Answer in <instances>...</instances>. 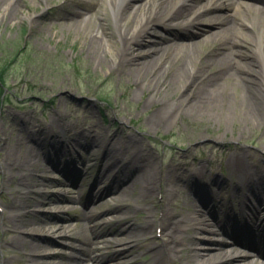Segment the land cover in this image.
Instances as JSON below:
<instances>
[{"label": "rangeland", "instance_id": "obj_1", "mask_svg": "<svg viewBox=\"0 0 264 264\" xmlns=\"http://www.w3.org/2000/svg\"><path fill=\"white\" fill-rule=\"evenodd\" d=\"M20 1V10L9 16L5 14L7 1L0 0V69L6 70L3 75L5 84L0 85V264H31L28 244L22 241L40 242L41 251L49 255L45 257L48 264H121L122 261L113 259L119 251L127 252L126 259L133 264H173L165 258L164 252L155 255L149 252V248H142L147 239L154 240V247L169 243L172 256L179 264H196L195 243L207 238L213 245L203 253L199 252V261L250 264L255 259L264 264V240L254 247L244 241L249 235L246 237L238 232L237 225L226 232L215 225L228 211H231V221L236 217L241 222L244 202L247 198L253 200L248 188L256 184L254 182L260 183L264 194V111L258 107L252 110L239 108L232 88H229L230 102L225 98L221 111L206 110L195 115L186 112L187 103L180 109L176 107L180 115H177L176 108L175 111H164L165 106L175 107L178 99L192 93L194 84L185 85L178 75L171 88L157 96L148 87L153 79L150 65L141 70L132 67L123 72L117 69L116 53L122 47L126 48L130 54L125 58L129 60L143 50L145 41L139 45H136L137 39L130 44L121 43L116 25L101 15V0H96V8H91L89 0H83L85 4L79 7L74 0H68L62 6L60 3L64 0ZM56 5L61 8L41 16L48 7ZM72 10L79 11L78 18L65 19ZM106 10L113 15L110 7ZM239 11L246 13L244 6H240ZM84 19L88 21L81 24L77 21ZM88 23L93 27L88 29ZM161 25H155L156 31L165 35ZM250 30L256 35L255 28ZM96 31L102 44L92 43L89 39ZM242 43L243 51L253 55V43L246 39ZM208 44L211 43L207 41L199 45L197 52L200 53L194 57L195 67L200 66L196 64L197 55L212 51L206 47ZM218 45L219 40H216L212 48ZM177 51L171 49L168 56L182 61V53ZM251 93L255 96L254 89ZM93 120L100 122V126L90 123ZM33 125L42 132L43 141L39 147L35 145L33 135L28 134ZM96 134L102 140L122 146L134 138L140 139L136 150L152 155L161 186L167 182L172 190L166 207L168 213L179 214L178 218L191 216L193 208L187 203L191 201L195 210H202L207 218L203 227L215 232L197 230L192 222H188L183 232L177 235L182 246H174L173 237L176 235L169 229L163 231L161 239L157 226L158 219L163 217L164 195L161 198L160 192H156L154 204L140 198L143 190L140 180L126 194L129 200L126 204L136 211L132 215V228L139 233L138 247L136 250L127 246L108 248L109 242L116 243L123 237L118 232L122 225H118L113 216L101 214L116 198L113 195L100 198L101 189L95 185L109 144L88 153L85 148H79L77 153L71 148L79 137L83 140ZM20 138L24 140V147L18 154L22 169H27V152L30 150L41 152L38 164L49 169L47 177H41L31 168L30 172L37 175L26 181L29 186L26 194L29 207L23 226L26 232L12 229L9 222L3 224L2 219L14 217L15 213L8 212L9 202L16 193H24L18 184L9 183L6 153L3 151L10 139ZM62 142L69 149L65 158L59 161L55 147ZM113 156L109 160L116 158ZM81 159H84L83 166ZM63 161L71 171L68 178L58 169L60 167L61 171ZM81 167L84 173L79 176ZM169 167L176 170L170 177L167 175ZM201 169L208 170L204 177L190 175L196 171L200 175L198 171ZM26 173L19 172L18 176H26ZM184 175L187 179L179 182ZM101 186L103 190L107 188L106 184ZM196 189L201 193L197 194ZM59 194L64 198L58 200L56 195ZM87 211L99 215L98 218L85 220L80 214ZM148 211L158 217L151 230L145 228ZM58 215L67 221L57 220ZM255 218L264 219V205ZM96 223L104 225L103 234L98 237L91 234ZM109 231L110 234H105ZM87 235L95 242L90 244L96 249L91 253L97 256L94 260H81L74 254L76 246L83 244L80 240ZM230 254L238 256L223 259Z\"/></svg>", "mask_w": 264, "mask_h": 264}, {"label": "bare ground", "instance_id": "obj_2", "mask_svg": "<svg viewBox=\"0 0 264 264\" xmlns=\"http://www.w3.org/2000/svg\"><path fill=\"white\" fill-rule=\"evenodd\" d=\"M7 9L5 14L13 16L20 10V0H6ZM35 2V0H33ZM77 7L85 4L83 0H74ZM91 8H96L98 2L96 0L88 1ZM101 15L105 18H109L113 25H116V31L121 38V43L130 44L134 39L138 42L136 45L143 44V50L134 55L131 59L127 60L125 56L130 54L125 51L126 48H121L116 53L117 61L116 67L121 71L129 70L132 67L144 68L147 65L151 66V73L153 79L148 83V87L153 89L154 95H161L163 91H167L175 83L174 77H179L184 81L185 85H193L195 90L188 96H182L177 101L175 107L165 106L164 111L171 109L175 111L177 108H182L187 103L186 112L199 114L206 110H222L225 102V98L231 97L229 95V88L235 91V101L239 108L245 110H252L254 107H258L259 110L264 111V0H101ZM240 6H244L246 13L239 11ZM107 7L113 11V15L108 14ZM229 9V10H228ZM232 11L231 13H226ZM77 10L68 12L65 19L75 20V17L79 16ZM103 12V13H102ZM82 14V13H80ZM78 18V17H77ZM80 24L87 22L88 20H77ZM162 22H165L162 26ZM87 28L93 27V24H87ZM155 25H161L165 31V35L159 34L156 31ZM250 28H255L256 35L251 32ZM147 30V31H146ZM208 34V35H206ZM146 37L148 39H146ZM92 43L102 44L101 39L96 31L93 37H89ZM219 40V44L216 48H212L216 40ZM249 40L254 45L251 51L253 55L246 54L242 49L243 40ZM210 42L206 47L211 48L212 51L205 55H197L196 64L200 65L199 68L195 67L194 57L196 56L199 45ZM215 41V42H214ZM214 42V43H213ZM109 44L108 42H106ZM109 48V47H108ZM178 50L182 53V61L172 60L168 56L170 50ZM184 50V51H182ZM130 56V55H129ZM179 57V56H178ZM181 57V56H180ZM199 60V61H198ZM182 66V67H181ZM179 75V76H178ZM252 89L255 91V96L251 93ZM227 102H230V100ZM226 106V105H225ZM177 107V108H176ZM176 108V109H175ZM178 110L177 115H180ZM173 113V112H171ZM241 115V113H239ZM95 125L100 126L98 121H90ZM158 126V123H156ZM28 134L33 135V141L37 147L40 146L43 141L41 130H36V125L32 126ZM31 138V139H32ZM107 139V138H105ZM141 140L134 138L128 144L122 146L121 144H113L110 140H100L96 138H84L83 140H77L74 146H70L72 151L77 153L79 148L84 149L85 152H96L104 144H109L107 150L104 152L105 160H103L102 166L99 170V178L95 185L100 187V198H106L107 196H114L116 201L107 206L101 214L104 216H113L118 225H122L119 229V233L123 235L118 242H109L108 248H120L130 247L136 250L138 245L136 243L140 241L138 234L132 227H134L133 213L135 208L126 204L129 200L126 198V194L130 189L136 186L137 182L141 180L143 184V190L140 193V198L148 201L150 204H154L156 192L164 194V218L161 220L166 230L172 231L178 235L186 228L187 223L192 222L194 228L197 230H208L209 233H214L215 230L207 229L204 226L207 220L202 210H195L194 204L190 201L188 205L192 206V215L189 217L182 216L178 218L179 214H169L166 207L172 194L170 185L167 182L161 186L158 179V173L155 163L152 161V155L149 153H143L136 150V146L140 144ZM24 147L23 138L12 140L7 142L3 148L5 151V160L7 161L8 173L10 176L9 183L15 182L22 188L24 193L14 195L10 202L9 213H15L14 217H3V223L9 222L12 229L18 232H26L24 230L25 214L29 207L26 201V194L29 192V186L26 181H29L34 177L35 173L30 172L33 168L41 177H47L48 167L39 165L38 160L41 158V152L31 150L27 152L26 165L27 169L23 168L18 161V154ZM69 147L66 145H60L55 151L56 157L59 159L65 158ZM116 158L111 161V156ZM113 156V157H114ZM60 161V160H59ZM82 166L84 165V159H81ZM62 169L59 172L68 178L71 174L69 166L64 161L61 162ZM72 164V162H71ZM81 167L78 172L79 176H82L84 169ZM175 169L169 167L167 173L168 177L175 174ZM27 172L26 176H18V173ZM30 173V174H29ZM196 172H191L190 175H197ZM40 177V178H41ZM187 177L179 178V182L183 183ZM63 184L62 181H59ZM249 186L248 191L252 194L254 202H250L248 211L252 216H256L263 207L264 197L263 188L260 187V183L254 182ZM38 184V183H36ZM106 184L107 188L103 190L101 185ZM185 187V185H182ZM203 191V190H201ZM201 193L196 189V193ZM94 194V192H93ZM58 200L64 198L62 195H56ZM202 197V195H200ZM65 200H70L65 197ZM192 204V205H191ZM251 207V208H250ZM81 216L87 221L90 219H96L99 215L92 214L91 212H81ZM231 212H226L224 218L215 225L218 229H224L230 231L232 226ZM76 213L75 215H77ZM151 215L146 222V229L151 230L155 225V215L149 212ZM181 215V214H180ZM4 216V215H3ZM153 216V219H152ZM57 220L67 221L64 216L58 215ZM5 221V222H4ZM239 226V222L237 223ZM63 227V226H62ZM62 227H59L61 229ZM90 226H87L89 228ZM91 234L98 237L103 234V226L99 223L94 224ZM58 229V230H59ZM111 231V230H110ZM110 231L105 234H110ZM29 232V231H28ZM255 231H252L251 238L248 237L246 228L243 227L242 234L248 238L244 239L247 243H251L254 247L258 245L261 238H254ZM30 233V232H29ZM82 245L76 246L77 250L74 253L76 257L81 260H94L97 256L91 255L96 252V249L90 244H95L94 239L90 236L83 238ZM151 239L145 240L142 244V248H149L150 251L155 254L160 251L153 246ZM28 246L29 255L31 256V264H48L46 262V253L41 250L43 246L40 242L22 241ZM197 248L195 251V258L198 260L196 264H210L209 260L202 259L199 261L200 253H203L212 244V240L207 238L201 239L195 243ZM169 246V243H166ZM141 248V246H140ZM257 249H260L257 246ZM169 259L171 258V249L167 251ZM200 252V253H199ZM237 254H230L223 259H229L236 257ZM264 255V254H263ZM131 256V255H130ZM129 256V257H130ZM238 256V255H237ZM260 256V254H259ZM128 253L119 251L113 259L122 261L121 264H133L130 260H127ZM222 259V260H223ZM172 261L174 259L171 258ZM250 264H263L262 262L252 259Z\"/></svg>", "mask_w": 264, "mask_h": 264}, {"label": "trees", "instance_id": "obj_3", "mask_svg": "<svg viewBox=\"0 0 264 264\" xmlns=\"http://www.w3.org/2000/svg\"><path fill=\"white\" fill-rule=\"evenodd\" d=\"M5 71H6V70H5V68H3V67L0 69V85L5 84V83H4V79H3V75H4Z\"/></svg>", "mask_w": 264, "mask_h": 264}]
</instances>
